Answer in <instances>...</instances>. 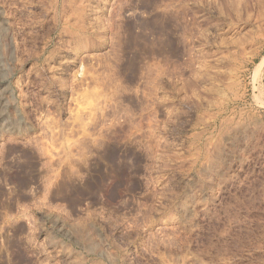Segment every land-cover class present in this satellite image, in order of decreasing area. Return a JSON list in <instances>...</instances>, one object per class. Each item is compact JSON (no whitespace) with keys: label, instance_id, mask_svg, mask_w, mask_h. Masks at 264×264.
<instances>
[{"label":"rangeland","instance_id":"1","mask_svg":"<svg viewBox=\"0 0 264 264\" xmlns=\"http://www.w3.org/2000/svg\"><path fill=\"white\" fill-rule=\"evenodd\" d=\"M0 264H264V0H0Z\"/></svg>","mask_w":264,"mask_h":264}]
</instances>
